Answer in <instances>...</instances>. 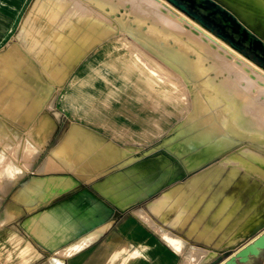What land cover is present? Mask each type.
Returning a JSON list of instances; mask_svg holds the SVG:
<instances>
[{
  "label": "bare ground",
  "instance_id": "6f19581e",
  "mask_svg": "<svg viewBox=\"0 0 264 264\" xmlns=\"http://www.w3.org/2000/svg\"><path fill=\"white\" fill-rule=\"evenodd\" d=\"M118 1L119 5L114 1L108 4L103 0H43L37 6L34 3L36 7L27 28L29 51L39 60L44 73L48 77L50 75L54 77L57 85L62 86L74 67L89 52L98 49L97 53L103 58L102 66L98 69L95 66L92 67L88 77L91 79L89 82L92 78H101L105 86L109 88L105 99L97 102L98 107H106L110 98L116 96L117 93L113 89L115 85L109 74H118L126 86L134 89L139 100L142 99L153 112L159 113V116L152 117V120L148 122L145 137L163 127V120L169 118L167 112L179 108L180 100L184 104V109L188 106L186 90L191 89L195 97V106L188 119L189 125L186 130L196 132L192 133L194 135L189 138L191 141L187 145L194 150L198 147L202 149L191 157L192 164L189 162L191 165L207 164L214 161L218 155L230 154L229 150L232 146L237 144L240 146V141L245 142L242 144L243 147L241 145L240 149L237 148L243 153L242 155L238 154L239 152L236 153L233 150L236 148L234 147L231 150L235 153L228 155V158L225 157L226 155L225 158L221 156L224 164L240 165L238 169L231 171L229 177L231 181L226 179L224 182L226 191L229 184L236 180L235 186L225 196L223 208L220 209L223 211L233 206L232 213L240 209L241 214L238 219L240 230L239 235L230 240L231 244L223 243L213 248L220 250L233 246L237 243L236 238L242 240L264 222V187L256 176L257 174L264 177V170L255 162H264V155L258 152H264V106L261 105L259 111L250 113L251 107L255 108L257 100L264 99V68L167 0ZM223 1L239 12L250 25L259 26V29L264 32V0ZM107 18H111L117 24V34H114L106 25ZM0 62L5 66L0 71V102L6 97H11L10 110L17 112L16 115L24 112L31 116L36 111H40L48 98L50 85L46 83L43 73L36 64L26 55L23 61H20L14 52L1 55ZM211 62L213 63L210 64ZM171 71L175 72V75ZM214 75L216 77H212ZM89 82L85 80L76 83L73 94H69L66 99L68 106L77 113L89 112L90 107L88 108L85 101H82L84 96L82 88ZM181 82H186L188 85L185 86ZM27 103H31L34 112L23 111L28 109ZM53 127L54 124L49 118L41 117L33 129L32 140L36 144H41L48 138ZM89 131L80 127L73 128L64 137L60 148L71 149L69 146L77 144L83 139L81 137H86L87 146L95 144L99 146L104 143L102 139ZM61 157L64 158L62 155ZM79 157L76 160L78 166H80L79 163H83L82 158L86 156ZM90 157L93 156L90 155ZM117 157L115 156L114 159ZM136 158L139 157L136 156ZM3 159L4 156L0 152V162ZM70 159L69 163L73 160ZM67 162L66 166H70ZM53 167L52 165L51 168L56 170L57 167ZM241 169L246 171L243 172ZM208 175L210 176L211 172ZM68 187L67 184L66 188ZM243 195L249 197L246 205ZM161 204L163 202L160 200L155 201L151 205V210L157 213ZM189 232L192 233L191 230ZM178 244L182 245L180 241ZM188 251L186 264H199L203 259L216 255L211 249L206 250L197 246H193Z\"/></svg>",
  "mask_w": 264,
  "mask_h": 264
},
{
  "label": "rangeland",
  "instance_id": "374dc122",
  "mask_svg": "<svg viewBox=\"0 0 264 264\" xmlns=\"http://www.w3.org/2000/svg\"><path fill=\"white\" fill-rule=\"evenodd\" d=\"M36 1L37 0H0V56L9 52H14L20 61H23L24 55L28 56L29 59L33 61L43 73L46 83L50 85V92L44 106L40 111L38 110L34 113V115L32 114L33 116H30L24 112H19L20 114L18 113V115H16L17 112L10 110L12 108L11 97H6L2 100V102H0V152L4 156L3 161L0 162V168H2L3 171L5 169L7 170L11 165V161H14V163H16L18 166V172H24L27 170V168H29V163L32 161V156L34 155L33 161H36V165L41 164L43 160L49 156L48 159L51 162L55 161L56 163H59V166H63L62 168H67V159L68 165L69 160H71L70 158H72V161L74 162L70 161L69 165L74 168L89 167L90 170L94 169V172L102 170L99 174H106L107 172L113 170L111 167L110 170L105 171L108 167L112 166L109 164L116 165L122 160H116L112 163L107 162V158L110 157L112 153L109 151L111 147L108 148L106 143L107 139L111 140L124 150L127 148L133 149H129L128 153L130 155L127 153V156L129 157L128 164H126L127 162H124L125 166L121 168L115 166L113 172L105 176L103 179L109 178V176L112 175H123L124 177L130 176L131 191H136L137 185L133 184V177L140 176L141 178L139 182H137L140 186L138 189V191L140 190L138 198L126 206H119L113 203L115 210L120 212L128 209H145L151 207L155 201L160 200V202H163V204H161L162 209L160 208L158 210L156 217L160 218L165 224L171 227H177L178 231L184 233L188 238L190 237L189 235L193 234L194 232V234L191 236L192 238H190L193 239L194 242L200 245L202 244L200 248H205L206 250L211 249L216 255L220 250L223 252L235 248V246H231L218 250L213 247H219V245H222L223 243L231 244L230 240L239 235L240 224H238V219L241 214L240 209L235 213H232L233 206L230 205V207L223 211H220V209L223 208L225 196L226 194H229L231 189L235 186L236 180H233V182L229 184L230 186L228 189H226V191L224 188V182L226 179L231 181L229 178L231 171L238 169L240 165L224 164L222 159L225 157L228 158V155L231 153H238L240 149L239 147L242 144H245V142L240 141L241 145L239 146V144H237L238 147L237 145L232 146L231 149L236 147L233 149L235 152L230 149V154L228 153L227 155V153H224L218 155L214 161L207 162V164L203 163L204 166L202 163V165H191V157H193L194 154H198V152L202 149L198 147V150H194L191 149L189 145H187L191 141L189 138L192 137L196 132L186 130L189 125L188 119L191 117L195 106L194 94H192L191 89L188 88L186 90V96L188 95L187 99L189 101L188 106L184 109V104H182V100H180L179 108H174L167 112L169 113V118L167 117L168 119L163 120V127L157 132L152 134L150 133L145 137L143 135L144 128H147L149 126L148 122L152 120V117L159 116V113L153 112L142 99L139 100L134 89L130 86H126L123 80L118 77V74H109L115 85L113 89H115V92L117 93L116 96L110 98L106 107H98L97 102H102L109 92V88L105 86L104 80L101 78H92V81L89 82L91 79L88 77L91 73L92 67L95 66V68L98 69L102 66L103 58L97 53L98 49L89 52L87 56L79 64H77L76 67H74L68 77V80H66L62 86L57 85L55 81L56 79L51 77V75L48 77L44 73L39 60L33 54H31L28 48V21L33 15L34 8L39 4V2L41 3L43 0ZM113 1L119 5L118 0ZM113 1L103 0L105 3L108 2V4H112ZM107 21L108 23L106 25L108 28H110L114 34H117V24H115L111 18H107ZM258 29L259 26H256V31H258ZM260 33L264 36L263 31L261 32L260 30ZM129 38L132 40L131 37ZM212 63L213 62L210 64ZM2 64L3 63L0 62V71L5 67ZM171 72L173 75H175V72ZM212 77L216 76L214 75ZM85 80H88L89 84H86L82 88L84 95L82 101H85L86 106L88 108L90 107V109L86 114L81 111L77 114H74L73 108L68 106L66 99L68 98L69 94H73V90L76 88L75 85H77L76 83H81V81ZM181 83L185 86L188 85L186 82ZM257 101L258 102L255 105V108L253 109L254 106L251 107L250 113L259 111L261 107L264 106L263 98H259ZM9 105L11 106L10 108ZM27 105H29L28 109H24L23 111L28 110L31 113L35 111L33 106H31V103H27ZM181 108H183V110H181ZM26 115H29L30 118ZM41 117L49 118L53 122L55 130L47 140L43 151L39 153L38 151L43 147L39 148L34 146V142L32 141V132ZM76 124L78 126H76ZM80 126H82V128H84L86 131L90 130L89 132L91 134L94 133L97 136L103 138L104 145L100 144L101 148L106 149L102 151L103 153L99 152L98 150V152L96 151L100 145H92L94 148L87 146L85 144L87 142L85 141L87 140L85 139L86 137H81L83 138L81 139L82 141L79 140V142L77 141V144L69 146L72 150L68 147H64V150L60 148L63 144L64 137L68 135L69 132L73 130V128ZM124 130H131L133 136H127L124 134ZM180 132L182 134H180ZM243 146L244 145L241 147ZM237 148L239 149L237 150ZM107 152L110 153V155H108ZM258 152L264 155V152ZM74 153H76V155ZM91 153L94 154L92 155ZM102 154L106 156L105 159L103 158L104 156ZM116 154L117 153L112 155ZM238 154L242 155L243 153L239 152ZM61 155L65 157V161H63L64 159L61 157ZM90 155L93 157H90ZM135 155L139 158H136ZM222 155L223 158L221 157ZM79 156L88 157L82 158L83 163L81 162L82 165L79 163L80 166H78V163L76 164V160ZM124 157H126V153H124ZM184 160L188 162L186 163ZM255 162L264 170V162ZM241 171L245 172L246 170L241 169ZM210 172L211 175L209 176L208 174ZM215 173H218L219 175H216ZM256 176L259 177L258 180L259 182L261 181L260 184L264 187V177L257 174ZM215 178L216 180H214ZM248 200V195H243V201L245 205L247 204ZM193 205L196 206L193 207ZM220 212L222 213L220 214ZM184 218L187 219L184 220ZM263 224L264 222L259 226H262ZM224 225L226 226L223 227ZM259 226L257 228H259ZM190 230L192 233L189 232ZM260 230L261 228L253 230L242 240L236 238V247L252 239L260 232ZM202 235L203 237H201ZM209 236H211V239H209ZM197 239L199 241H197ZM178 250H182V245L179 246L178 244ZM207 259L208 258L203 259L199 264H202Z\"/></svg>",
  "mask_w": 264,
  "mask_h": 264
},
{
  "label": "crops",
  "instance_id": "0c3cea01",
  "mask_svg": "<svg viewBox=\"0 0 264 264\" xmlns=\"http://www.w3.org/2000/svg\"><path fill=\"white\" fill-rule=\"evenodd\" d=\"M54 130L41 144L32 140L34 146L43 147L39 153ZM124 132L133 136L131 130ZM146 133L144 128L143 135ZM112 142L107 139V147H111L108 150L119 158L111 155L107 160L112 163L122 159L118 163L121 168L129 160L124 153L133 148L124 151ZM48 158L36 165L33 155L29 168L21 173L14 161L9 169L0 168V264H186V252L202 246L155 217L157 213L151 207L115 210L113 203L126 206L138 198L140 176L133 177L137 187L131 191L130 176L103 179L117 164H109L112 166L105 171L111 167L113 170L99 174L102 170L94 172L89 167L57 166L55 170L51 166L56 168L58 163ZM257 227L254 230L261 228L260 232L240 246L233 245L235 250L264 231V224ZM221 253L218 251L202 264H210ZM245 264H264V252Z\"/></svg>",
  "mask_w": 264,
  "mask_h": 264
},
{
  "label": "water",
  "instance_id": "95a60500",
  "mask_svg": "<svg viewBox=\"0 0 264 264\" xmlns=\"http://www.w3.org/2000/svg\"><path fill=\"white\" fill-rule=\"evenodd\" d=\"M234 49L264 68V36L222 0H167ZM262 32V31H261ZM264 252V231L238 250L222 252L210 264L247 263Z\"/></svg>",
  "mask_w": 264,
  "mask_h": 264
},
{
  "label": "flooded vegetation",
  "instance_id": "af4514ba",
  "mask_svg": "<svg viewBox=\"0 0 264 264\" xmlns=\"http://www.w3.org/2000/svg\"><path fill=\"white\" fill-rule=\"evenodd\" d=\"M218 257V256H217Z\"/></svg>",
  "mask_w": 264,
  "mask_h": 264
}]
</instances>
